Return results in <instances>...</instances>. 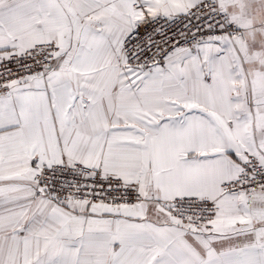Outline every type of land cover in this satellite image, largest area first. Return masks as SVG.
Wrapping results in <instances>:
<instances>
[{
	"label": "snow or ice",
	"instance_id": "6c2138e0",
	"mask_svg": "<svg viewBox=\"0 0 264 264\" xmlns=\"http://www.w3.org/2000/svg\"><path fill=\"white\" fill-rule=\"evenodd\" d=\"M0 264H264V0H0Z\"/></svg>",
	"mask_w": 264,
	"mask_h": 264
}]
</instances>
